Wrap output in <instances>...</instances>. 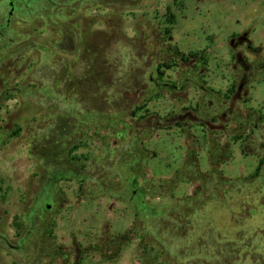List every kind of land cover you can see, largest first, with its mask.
I'll return each instance as SVG.
<instances>
[{
	"label": "rangeland",
	"instance_id": "rangeland-1",
	"mask_svg": "<svg viewBox=\"0 0 264 264\" xmlns=\"http://www.w3.org/2000/svg\"><path fill=\"white\" fill-rule=\"evenodd\" d=\"M10 1L0 264H264V182L235 193L238 228L208 200L215 228L170 229L165 253L139 212L193 196L195 162L264 179V0H14L7 27Z\"/></svg>",
	"mask_w": 264,
	"mask_h": 264
},
{
	"label": "trees",
	"instance_id": "trees-1",
	"mask_svg": "<svg viewBox=\"0 0 264 264\" xmlns=\"http://www.w3.org/2000/svg\"><path fill=\"white\" fill-rule=\"evenodd\" d=\"M184 61L187 62L188 60L185 59ZM212 166L213 168L210 173H202L198 171V165L196 162L193 164V167L196 171L192 175L193 177H188L187 180L189 181L192 178L196 182H202V185L196 188L195 194L193 196L176 200L174 201V205L171 206L167 204L160 207L158 210L149 207L140 209L139 212L141 218L143 216L149 218L147 222L148 230L145 232V234L150 235L153 238L151 245H157L158 249L165 253V250L169 249V247L166 248V244L164 243L165 241H171L173 243L174 240L180 239H177L175 232L172 233L170 229L181 231L190 228L192 231H194L192 234H195V231L201 233L207 229L209 230V227L215 228L216 220L213 217L215 213L214 209L209 207L210 203H207L208 200H210L211 203H216L215 201H218L217 203H219L220 206L226 211L228 226L238 228V222H234V218H237L240 208L248 209V206L253 204L254 199L243 196L242 194L236 195L235 193L240 191L241 187L256 186L261 184L264 182V179H262V176L260 177V175L256 173L254 176L249 178L232 180L226 178L222 172L216 168L217 166L215 164ZM178 178L181 180L185 179V174L178 176ZM255 178H257V181L254 183L253 181ZM161 184L154 187H159L162 189L163 186ZM151 186L153 185L151 184ZM211 186H214V188H223V196L215 195L214 191L211 189ZM205 192L207 193V196L203 194ZM206 209L208 211H206ZM200 211L202 212L199 213ZM253 214H255V212L252 211V215ZM162 220L166 221L167 225H163L162 227ZM240 220H242V218H240ZM163 232L164 236L162 235V237L161 234ZM186 235L187 236L180 241L184 243L186 247L192 246L190 243L192 237L189 238V235L191 234ZM221 236H223V238H218L215 236V242H213V245H231L238 242L235 235L232 233H229V236ZM195 242L201 244L205 241L204 239H196Z\"/></svg>",
	"mask_w": 264,
	"mask_h": 264
},
{
	"label": "flooded vegetation",
	"instance_id": "flooded-vegetation-1",
	"mask_svg": "<svg viewBox=\"0 0 264 264\" xmlns=\"http://www.w3.org/2000/svg\"><path fill=\"white\" fill-rule=\"evenodd\" d=\"M9 6H10V11H9V15H8L9 18H8V20H7V23H6V26H7V27L10 25L9 22H10L11 17L14 15L15 1H14V0L10 1V2H9ZM134 194H135V193L133 192L132 199H137V196L134 195ZM45 209L50 210V209H51V204H49V203H45Z\"/></svg>",
	"mask_w": 264,
	"mask_h": 264
},
{
	"label": "crops",
	"instance_id": "crops-1",
	"mask_svg": "<svg viewBox=\"0 0 264 264\" xmlns=\"http://www.w3.org/2000/svg\"><path fill=\"white\" fill-rule=\"evenodd\" d=\"M121 263V261H119V264Z\"/></svg>",
	"mask_w": 264,
	"mask_h": 264
}]
</instances>
